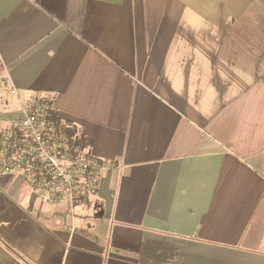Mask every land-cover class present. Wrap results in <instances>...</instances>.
I'll return each instance as SVG.
<instances>
[{"label": "crops", "instance_id": "obj_1", "mask_svg": "<svg viewBox=\"0 0 264 264\" xmlns=\"http://www.w3.org/2000/svg\"><path fill=\"white\" fill-rule=\"evenodd\" d=\"M40 98L108 167L0 175V264H264V0H0V130Z\"/></svg>", "mask_w": 264, "mask_h": 264}, {"label": "built area", "instance_id": "obj_2", "mask_svg": "<svg viewBox=\"0 0 264 264\" xmlns=\"http://www.w3.org/2000/svg\"><path fill=\"white\" fill-rule=\"evenodd\" d=\"M17 94V90L10 91ZM108 164L80 150L52 117L45 98L28 103L23 116L0 130V175L24 174L47 203L78 201L94 192Z\"/></svg>", "mask_w": 264, "mask_h": 264}, {"label": "trees", "instance_id": "obj_3", "mask_svg": "<svg viewBox=\"0 0 264 264\" xmlns=\"http://www.w3.org/2000/svg\"><path fill=\"white\" fill-rule=\"evenodd\" d=\"M53 120H54L55 124L57 125V127L61 125L60 121L55 117L54 113H53ZM66 133H67L66 135H67L70 139H72V138H74V136H75V134H76V131L73 130L72 128H67V129H66Z\"/></svg>", "mask_w": 264, "mask_h": 264}]
</instances>
